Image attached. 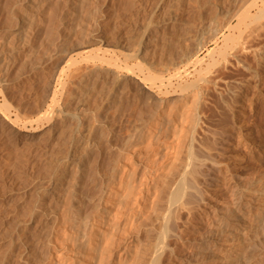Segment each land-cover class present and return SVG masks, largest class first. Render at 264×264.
Masks as SVG:
<instances>
[{
    "label": "bare ground",
    "instance_id": "1",
    "mask_svg": "<svg viewBox=\"0 0 264 264\" xmlns=\"http://www.w3.org/2000/svg\"><path fill=\"white\" fill-rule=\"evenodd\" d=\"M186 2L0 0V264H264V0Z\"/></svg>",
    "mask_w": 264,
    "mask_h": 264
},
{
    "label": "rangeland",
    "instance_id": "2",
    "mask_svg": "<svg viewBox=\"0 0 264 264\" xmlns=\"http://www.w3.org/2000/svg\"><path fill=\"white\" fill-rule=\"evenodd\" d=\"M188 1H191V2H188V3L186 2V3H185V6L188 5L189 7H187V6H186V7L189 8V10H190L191 8L194 9V10H193V9L190 10L191 12L194 13V14L192 13V16L197 15V14L200 12L199 10H201L202 7L205 8L206 12H209L210 14H213V13L215 12L216 4H217V3L219 4V5H218L219 7H220L221 5H222V6H225L226 3H228V0H227L226 3L224 2V0H222V1H220V0H211L212 3H211L209 0H201L202 2L199 1V0H193V1H192V0H188ZM203 1H205V3H203ZM225 1H226V0H225ZM192 2H193V4H192ZM197 2H198V3L201 2V3L198 4ZM219 2H221L222 4L219 3ZM194 3H195L196 5H194ZM209 3H211L210 6H208ZM197 4H198V6H197ZM214 4H215V5H214ZM193 6H194V7H197V8H194ZM200 6H201V7H200ZM213 6H214V7H213ZM208 7H209V9H208ZM212 7L214 8V12H213V8H212ZM198 8H199V10H198ZM195 9H197V10H195ZM216 10H217L216 12H217V15H218V14H219V13H218V11H219L218 7H217ZM216 12L214 13L215 15H216ZM214 14H213V15H214ZM217 15H216V16H217ZM195 17H196V16H195ZM202 21H203V22H202ZM202 21H200V20H198V22L196 21V25H199V26L201 25V26H200L201 28H208V26L206 27V25L209 24V20H208L207 18H205L204 20L202 19ZM205 21H206L208 24H207ZM200 22H202V23H200ZM204 22H205V26L203 27L202 25H204ZM197 23H199V24H197ZM199 26H198V27H199ZM200 27H199V28H200ZM263 105H264V104H263ZM260 107H262V106H260ZM261 109H263V110H261ZM260 112L263 113L262 116H261V120H262V119H264V106H263L262 108H260ZM262 117H263V118H262ZM261 123H262V125H263V127H264V120H262Z\"/></svg>",
    "mask_w": 264,
    "mask_h": 264
}]
</instances>
